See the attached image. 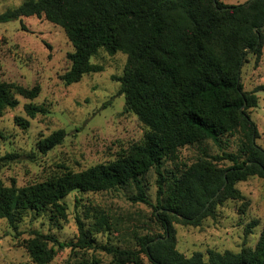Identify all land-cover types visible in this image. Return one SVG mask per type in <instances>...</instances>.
<instances>
[{"label": "trees", "instance_id": "obj_1", "mask_svg": "<svg viewBox=\"0 0 264 264\" xmlns=\"http://www.w3.org/2000/svg\"><path fill=\"white\" fill-rule=\"evenodd\" d=\"M31 15H44L62 26L72 42L70 67L61 75L66 84L101 69L90 61L101 47L110 54H127L125 70L115 78L120 81L126 106L147 132L142 144L114 161L20 187L0 182V218L15 227L28 210L52 206L60 211V201L73 190L100 191L128 184L137 190L131 196L133 201L148 202L141 174L154 167L155 215L164 233L139 236L137 251L103 245L114 254L116 264H125V255L140 264L141 253L152 264H264V227L254 247L236 252L209 248L187 257L176 248L173 225H199L213 214L217 203L240 196L238 181L250 175L264 177V148L256 143L259 131L248 112L257 106L255 92L264 90V84L245 90L240 79L247 54L253 53L256 62L262 54L264 0L239 4L221 0H24L0 12V23ZM12 90L33 100L41 87L0 82L1 103L18 104ZM24 109L29 117L48 111L32 101L24 103ZM14 119L24 128L29 126V119L23 116ZM228 132L241 134L238 151H223L214 160L228 159L232 164L221 166L203 156L168 175L165 162L178 148L200 146L207 140L219 143ZM66 134L63 128L53 131L39 141L40 149H52ZM15 155L0 156V167ZM97 218L101 226L110 225L104 214ZM77 224L76 242L36 232L27 243L32 259L46 264L58 248L92 246L89 230L79 217ZM48 242L53 245L48 247Z\"/></svg>", "mask_w": 264, "mask_h": 264}, {"label": "rangeland", "instance_id": "obj_2", "mask_svg": "<svg viewBox=\"0 0 264 264\" xmlns=\"http://www.w3.org/2000/svg\"><path fill=\"white\" fill-rule=\"evenodd\" d=\"M23 1L0 0V12ZM221 1L239 4L248 0ZM73 49L64 28L44 15L0 23V82L41 87L33 100L12 90L18 104L0 102V156L16 154L0 167L2 184L20 187L66 171H82L114 161L144 142L147 127L126 106L124 94L119 92L120 81L115 78L123 74L127 54L122 51L110 54L101 47L90 59L101 69L66 84L61 75L70 67L68 53ZM240 79L245 90L264 84V42L258 62L253 53L247 54ZM255 94L258 104L248 112L259 131L256 143L264 148V90ZM29 101L46 106L48 111L29 117L24 109V103ZM16 115L29 119V126L24 128L16 123ZM59 128L67 132L64 140L43 152L39 141ZM240 144L241 134L228 132L220 137L219 143L207 140L200 146L185 145L166 160L165 169L170 175L200 157L214 160L223 151L235 153ZM214 161L221 166L232 164L228 159ZM141 177L148 202L133 201L131 196L137 190L135 185L128 184L100 191L73 190L60 201V211L52 206L28 210L15 227L6 218H0V264H37L27 247L36 232L76 242L77 217L89 230L93 245L58 249L55 246L56 253L46 264H116L114 254L103 245L137 251L139 236L164 233L155 215L158 212L155 168L150 167ZM236 187L240 196L217 203L213 214L204 217L199 225L173 222L176 248L185 256L195 251L206 253L209 248L236 252L256 245L264 227V177L250 175L238 181ZM100 213L106 216L109 226L98 223ZM52 245L47 243L48 247ZM140 257V264H152L144 253ZM123 261L135 264L131 255H125Z\"/></svg>", "mask_w": 264, "mask_h": 264}, {"label": "water", "instance_id": "obj_3", "mask_svg": "<svg viewBox=\"0 0 264 264\" xmlns=\"http://www.w3.org/2000/svg\"><path fill=\"white\" fill-rule=\"evenodd\" d=\"M262 27H264V25Z\"/></svg>", "mask_w": 264, "mask_h": 264}]
</instances>
